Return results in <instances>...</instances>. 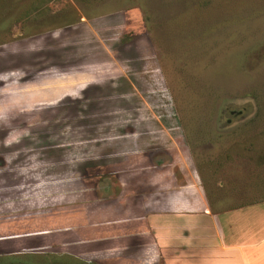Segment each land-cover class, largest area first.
Listing matches in <instances>:
<instances>
[{
	"label": "rangeland",
	"instance_id": "374dc122",
	"mask_svg": "<svg viewBox=\"0 0 264 264\" xmlns=\"http://www.w3.org/2000/svg\"><path fill=\"white\" fill-rule=\"evenodd\" d=\"M91 56L133 80L137 124L155 115L176 127L173 151L190 158L209 204L264 200V0H0V173L46 172L47 141L62 140L46 130L62 122L16 109L15 93L43 92L34 84L47 72Z\"/></svg>",
	"mask_w": 264,
	"mask_h": 264
},
{
	"label": "crops",
	"instance_id": "0c3cea01",
	"mask_svg": "<svg viewBox=\"0 0 264 264\" xmlns=\"http://www.w3.org/2000/svg\"><path fill=\"white\" fill-rule=\"evenodd\" d=\"M81 59L34 84L45 91L15 93L21 112L57 117L62 124L46 130L62 140L47 141L46 172L31 162L29 171L0 173V190L14 191L0 200L1 258L264 264V200L228 210L209 204L190 158L173 151L176 127L155 115L137 124L129 116L139 111L127 109L140 97L133 80L96 56Z\"/></svg>",
	"mask_w": 264,
	"mask_h": 264
},
{
	"label": "trees",
	"instance_id": "16d2710c",
	"mask_svg": "<svg viewBox=\"0 0 264 264\" xmlns=\"http://www.w3.org/2000/svg\"><path fill=\"white\" fill-rule=\"evenodd\" d=\"M37 10H38V9H37ZM66 19H67V18H66ZM66 19H65L64 22H68V21H66ZM67 20H68V19H67ZM49 21H50V20H49ZM49 21H46V20L41 19V20L39 21L40 25H38V26H46V24L49 23ZM72 23H73V21H69L68 23H65V25H68V24L70 25V24H72ZM57 27H58V26H56V28H57ZM0 260H3V261L6 260V261H4V262H1V264H2V263L10 264V262H12V263H13V262H19V263H23V264H27V262L30 263V262H29L28 260H26V259L22 261L21 259H20V260H19V259H14L13 257H12V259H9V260H8V258H1ZM37 264H46V263H42V262L39 261V263H37Z\"/></svg>",
	"mask_w": 264,
	"mask_h": 264
}]
</instances>
